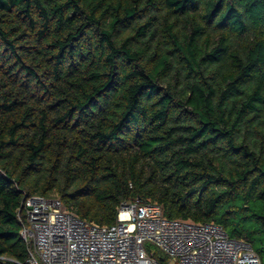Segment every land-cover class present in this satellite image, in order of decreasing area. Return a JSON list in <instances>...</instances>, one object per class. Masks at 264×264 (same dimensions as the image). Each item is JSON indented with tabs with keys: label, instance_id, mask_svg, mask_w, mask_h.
Here are the masks:
<instances>
[{
	"label": "trees",
	"instance_id": "1",
	"mask_svg": "<svg viewBox=\"0 0 264 264\" xmlns=\"http://www.w3.org/2000/svg\"><path fill=\"white\" fill-rule=\"evenodd\" d=\"M52 192L218 223L264 264V0H0V254L26 261Z\"/></svg>",
	"mask_w": 264,
	"mask_h": 264
},
{
	"label": "built area",
	"instance_id": "2",
	"mask_svg": "<svg viewBox=\"0 0 264 264\" xmlns=\"http://www.w3.org/2000/svg\"><path fill=\"white\" fill-rule=\"evenodd\" d=\"M22 211L27 259L0 254V264H164L146 243L173 264H261L250 243L222 225L167 218L153 202H122L111 225L83 220L57 196L30 195Z\"/></svg>",
	"mask_w": 264,
	"mask_h": 264
},
{
	"label": "rangeland",
	"instance_id": "3",
	"mask_svg": "<svg viewBox=\"0 0 264 264\" xmlns=\"http://www.w3.org/2000/svg\"><path fill=\"white\" fill-rule=\"evenodd\" d=\"M49 196H57V194L55 192H52V193L49 194ZM148 247H149L151 253H154L153 251H154L155 247L153 245H148ZM154 257H156V256H154ZM167 264H173V262L172 261H168Z\"/></svg>",
	"mask_w": 264,
	"mask_h": 264
}]
</instances>
